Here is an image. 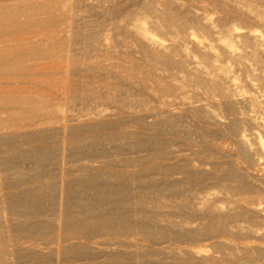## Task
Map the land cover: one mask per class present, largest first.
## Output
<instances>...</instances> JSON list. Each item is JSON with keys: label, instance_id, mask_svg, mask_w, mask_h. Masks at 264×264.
<instances>
[{"label": "bare ground", "instance_id": "1", "mask_svg": "<svg viewBox=\"0 0 264 264\" xmlns=\"http://www.w3.org/2000/svg\"><path fill=\"white\" fill-rule=\"evenodd\" d=\"M6 1L0 264H264V0Z\"/></svg>", "mask_w": 264, "mask_h": 264}, {"label": "rangeland", "instance_id": "2", "mask_svg": "<svg viewBox=\"0 0 264 264\" xmlns=\"http://www.w3.org/2000/svg\"><path fill=\"white\" fill-rule=\"evenodd\" d=\"M4 1H6V0H0V6H1V4L3 3V5H7V4H9L10 2H7L6 1V3L4 2ZM20 2L22 1V2H26V1H29V0H19ZM54 1V0H53ZM58 0H55V2H57ZM262 10H264V8H262ZM258 30H264V28H259ZM41 30H39L37 27H33V28H31L28 32H26V34H24V36L26 37H28V38H30V37H32L34 40H36L37 38H39L40 36H41ZM6 34V35H5ZM4 35L6 36V37H0V49H5L6 47H5V45H6V43H8L9 41H11V40H13L14 39V37L12 36V35H10L9 33H5ZM16 39V38H15ZM2 47V48H1ZM57 78V77H56ZM49 79H51L50 77H41V76H35V77H32L31 78V80H33V81H46V80H49ZM15 80H17L16 78H14V77H12L9 73L8 74H5V75H1L0 76V82H3V83H8V84H10V83H12L13 81H15ZM28 88H31V89H33L34 91H36L37 90V88L36 87H34V86H31V85H28V84H25V85H22L21 86V89H28ZM7 90L8 89V87H3V85L2 84H0V90ZM56 90V87H54V88H51V90H47V89H43V90H41V91H44V93H46V94H49L50 96H52L53 98H56V99H58V97L55 95V92H52V91H55ZM14 113V111H12V110H6V109H1L0 108V117H7V115H12ZM27 166H23V168H26ZM24 171H28V169H25ZM30 174V173H29ZM245 183H249L246 179H245V181H244ZM253 194L254 192L253 191H250V192H248V194H245L246 195V197H248V198H255L253 195H255V193L252 195V196H250L251 194ZM242 197L244 196V195H241ZM241 196H239L238 195V197H237V194L236 195H234V201L236 202L238 199H240L241 198ZM250 196V197H249ZM258 203H260V205H261V207H264V199H262V200H256L255 199V204H258ZM256 207H258V208H260V210H261V207L260 206H256ZM262 210H264V209H262ZM261 214H262V216L261 217H254V218H252V216H251V218H248V219H246V220H243V221H241V222H239V225H242V226H246V225H249V223L250 224H255L254 222H257L256 224H257V229H264V211H261ZM252 219H254V220H252ZM259 219V220H258ZM250 221V222H249ZM261 221V223H259ZM238 238H236L235 236H234V244H238V243H246L247 241L248 242H251L252 240H246V241H241V240H237Z\"/></svg>", "mask_w": 264, "mask_h": 264}]
</instances>
